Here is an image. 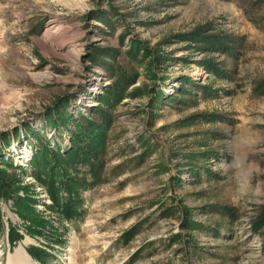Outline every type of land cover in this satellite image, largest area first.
Returning a JSON list of instances; mask_svg holds the SVG:
<instances>
[{
    "label": "rangeland",
    "instance_id": "1",
    "mask_svg": "<svg viewBox=\"0 0 264 264\" xmlns=\"http://www.w3.org/2000/svg\"><path fill=\"white\" fill-rule=\"evenodd\" d=\"M18 247L264 264V0H0V264Z\"/></svg>",
    "mask_w": 264,
    "mask_h": 264
},
{
    "label": "bare ground",
    "instance_id": "2",
    "mask_svg": "<svg viewBox=\"0 0 264 264\" xmlns=\"http://www.w3.org/2000/svg\"><path fill=\"white\" fill-rule=\"evenodd\" d=\"M71 252V251H70ZM17 253H20V255H22V259H14L12 256L9 257V260H10V264L12 263H15V264H33L31 261H30V258L29 256L23 251L22 247H18L15 251V254L16 255ZM72 254V252H71ZM19 255V254H18ZM19 255V256H20ZM17 256V255H16ZM16 258H19V257H16ZM70 262L73 264L74 263V259L73 258H70Z\"/></svg>",
    "mask_w": 264,
    "mask_h": 264
}]
</instances>
